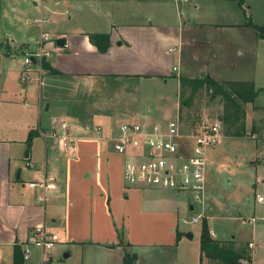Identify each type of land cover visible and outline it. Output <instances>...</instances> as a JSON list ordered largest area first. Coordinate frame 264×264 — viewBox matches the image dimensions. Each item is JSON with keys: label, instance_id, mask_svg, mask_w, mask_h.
<instances>
[{"label": "crops", "instance_id": "obj_1", "mask_svg": "<svg viewBox=\"0 0 264 264\" xmlns=\"http://www.w3.org/2000/svg\"><path fill=\"white\" fill-rule=\"evenodd\" d=\"M107 1L75 0L77 8L89 5L95 18L102 17L106 23L74 27L71 32L60 30L57 37H65L63 45L56 40L55 44L46 40L39 45L17 39L4 28L5 21L10 23L19 11L26 22L38 18L28 15L30 10L20 7V0H0V101L11 107L0 120V264H13V246H22L37 224L56 233L57 242L64 246L57 248L56 242L44 262L42 251L33 247L23 264H65L73 248L85 264H122L125 251L137 253L134 264H157L151 257L157 249L175 252L171 264H211L207 257L201 258L200 242L189 259L180 254V243L194 236L191 230L179 228L184 190L126 187L124 156L103 136L120 120L154 122L174 117L179 97L173 115L166 116L142 112L132 91L137 86L139 90L142 83L153 86L176 80L179 92L178 75L252 80L259 91L243 106L246 133L248 117L251 131L255 130L254 120L264 112V38L245 21L249 16L255 24L264 23V0H136L137 14L128 16L124 6L129 0H117L115 7L105 5ZM39 2L52 5L51 0ZM91 31L110 34L107 51L100 52L91 43L87 36ZM43 33L46 39L48 32ZM71 43L73 51L64 50ZM40 49L55 68L46 70L44 85L38 83L36 69L29 79H22L23 60L10 62L18 54L31 56ZM238 68L244 73L230 75ZM20 97L32 107L21 114L12 107ZM127 98L134 102L131 107L124 106ZM67 114L86 128L83 133L73 131ZM61 120L78 136L74 151L63 150L57 139H45L38 132L27 140L34 128L50 132L59 129ZM94 123L100 125V132L92 128ZM19 133L22 135L15 136ZM209 163L208 158L207 171ZM47 176L54 178L53 188L28 185L30 180ZM237 211L240 216H229L240 218L244 211ZM210 229L214 238L230 240L235 248H247L244 242L249 243V264H264L255 255L254 233L247 240L236 235L218 238ZM119 230L123 244L119 243ZM177 230L181 232L178 239Z\"/></svg>", "mask_w": 264, "mask_h": 264}, {"label": "rangeland", "instance_id": "obj_2", "mask_svg": "<svg viewBox=\"0 0 264 264\" xmlns=\"http://www.w3.org/2000/svg\"><path fill=\"white\" fill-rule=\"evenodd\" d=\"M53 1L51 0L52 5L46 2H43L44 4L41 5L39 0L38 3L34 4H32L31 0H20L22 3L20 7L30 10L28 15L31 16L33 13L37 18L44 16L49 19L43 23L33 22L32 20L31 22H26L24 14L19 11V15L12 17L10 23L5 21V31L11 32L13 37L28 41L31 44L40 42L39 45H41L46 40H50L55 44L60 30L71 32L74 27H86L94 23H106L102 17L95 18V14L91 12L92 8L85 3H83V8L80 9L77 8L75 0H59V3L54 2V4ZM116 2L117 0H109L105 2V5L115 7ZM128 3L124 6L126 15H136L138 2L136 0H129ZM127 18L130 19L131 17ZM115 29L119 31L121 28H118V25H116ZM43 30L48 32L45 36L46 39H43L44 36L41 35ZM48 34L50 37H48ZM41 39L43 40L41 41ZM64 50L73 51L72 43ZM37 52H41V50ZM23 57V54L20 57L18 54L14 59L11 58L10 62L13 60L18 62L23 60ZM242 72L244 73V69L238 68L231 70L230 75H241ZM45 74L46 70L43 69V80L46 76ZM139 85V90L137 86V89L133 90L132 94L136 100H140L142 112L149 111L162 113L166 116L173 115V112H175V101L179 97L176 80H169L167 84L153 86L147 83ZM57 90L60 91L58 88ZM61 91L63 93L65 90L61 89ZM17 99L20 100L12 106L14 111L21 114L27 108H32L27 107L28 105H25L21 97ZM59 100L61 101V99ZM180 102L181 98L179 97V100H177L178 115L181 118L184 131L196 129L204 123L208 124L220 120L222 99L220 97H210L209 93L204 89L199 90L194 96L190 106L183 105L181 107ZM133 103L132 98L124 100V106L126 107H131ZM245 103L243 102V105ZM7 106V104L0 101V120L7 117L11 108ZM70 108H75V106L73 105ZM70 116L72 115L67 114V118L71 120L73 131L76 134L83 133L82 131H85L86 128L83 125H79L78 121H75V118H71ZM36 117L37 115L34 117V120L36 119L35 122L38 119ZM121 121L124 120H120L117 124ZM35 125L37 126V122ZM254 125L255 130L251 131V122L248 117V128L245 135L234 136L223 133V136L218 139L217 143L211 146V148L209 147L208 158L210 159V163L209 171L206 173L207 193L205 194L202 206L200 203L195 202L194 210H190L187 205L188 202H192L190 194L186 190L180 194L181 198L184 199V207L179 218L184 214L197 213L200 209H203V216L200 221L196 223L180 222L179 228L181 230H191L194 233L192 238L186 239L184 237L183 243H180V254L185 255L184 260L189 259L188 256L195 251L194 247L199 242L203 220H206L209 229L211 226L216 231V237L218 238H228L231 235H236L235 238L247 240L253 238L254 233V239L258 243L254 247L256 258L258 262L264 260V202L257 200V194H264V112L258 114V118L254 120ZM39 127H36L38 131ZM41 129L43 130V128ZM88 133H90L89 130ZM19 135L22 134H15V136ZM240 208L244 211L240 218L229 216H240L237 211ZM244 244L248 245L247 248H251L249 243L244 242ZM63 246L62 242H57V248H63ZM79 254L76 248H73V252L66 258L65 264H85V260L81 263L82 260ZM151 257L155 261L154 263L171 264L175 260L176 254L174 251L157 249L152 252ZM142 260L144 262L146 258L143 257Z\"/></svg>", "mask_w": 264, "mask_h": 264}, {"label": "built area", "instance_id": "obj_3", "mask_svg": "<svg viewBox=\"0 0 264 264\" xmlns=\"http://www.w3.org/2000/svg\"><path fill=\"white\" fill-rule=\"evenodd\" d=\"M40 23L47 20L44 16L35 19ZM45 33H42V36ZM172 49V48H170ZM41 50V49H40ZM42 52V50H41ZM24 56L22 79H29L31 72H38V83L43 84V68L41 57L43 52ZM37 65V67H36ZM92 128L100 132L99 124ZM43 138L53 137L63 150L74 151L78 136L72 133L65 120L59 123V129L45 132L39 127ZM223 136L221 121L202 124L196 129L184 131L178 113L165 121L124 120L112 128L103 138L109 141L115 152L124 156L123 181L126 187H158L175 190H186L192 202H188L190 210H194L195 202L204 204L206 194V171L208 166L207 150ZM31 165L30 162H27ZM52 176L41 180H30L28 185L41 189L55 186ZM257 200L264 202V194H257ZM203 216L199 212L183 215L179 218L182 223H196ZM212 237L215 232L209 229ZM58 235L46 229L43 224H37L22 242V254L26 259L32 248L42 251L43 262L48 259V251L55 245Z\"/></svg>", "mask_w": 264, "mask_h": 264}, {"label": "trees", "instance_id": "obj_4", "mask_svg": "<svg viewBox=\"0 0 264 264\" xmlns=\"http://www.w3.org/2000/svg\"><path fill=\"white\" fill-rule=\"evenodd\" d=\"M238 1L241 3V0ZM245 23L253 27L259 37L264 38V23L255 24L249 16L246 17ZM87 36L100 52L107 51L110 45V34L108 32L91 31L87 33ZM41 67L48 71H54L55 69L45 55L41 57ZM178 80L181 107L183 105L190 106L194 96L199 90L204 89L209 93L210 97H220L222 99V111L219 118L223 125V133L234 136L246 134V111L243 102L253 101L259 91V88L255 87L252 80L224 79L219 81L207 74L198 77L178 75ZM37 132L39 133L37 128L31 130L27 140ZM180 235L181 232L177 230L176 239ZM118 236L119 243L123 244V233L121 230L118 231ZM199 242L201 258L203 256L207 257L212 264H249L251 261V253L247 248H235L230 241L212 237L206 220L201 223ZM12 257L13 264H23L24 258L20 245L13 246ZM136 259V252L125 251L122 257V264H134Z\"/></svg>", "mask_w": 264, "mask_h": 264}, {"label": "water", "instance_id": "obj_5", "mask_svg": "<svg viewBox=\"0 0 264 264\" xmlns=\"http://www.w3.org/2000/svg\"><path fill=\"white\" fill-rule=\"evenodd\" d=\"M56 42H57V44H59V45H63V44L65 43V37H63V36L58 37V38L56 39ZM30 57H31V59H32L33 62H36V58H35L34 55H31ZM187 234H188L190 237L192 236V232H191V231H189ZM64 256H67V253H64ZM245 264H248V263H245Z\"/></svg>", "mask_w": 264, "mask_h": 264}]
</instances>
